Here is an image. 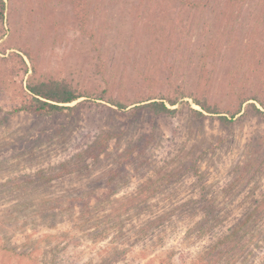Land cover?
<instances>
[{"label": "rangeland", "instance_id": "374dc122", "mask_svg": "<svg viewBox=\"0 0 264 264\" xmlns=\"http://www.w3.org/2000/svg\"><path fill=\"white\" fill-rule=\"evenodd\" d=\"M3 1L0 264H204L198 259L215 236L264 193V122L253 101L242 103L264 100V0ZM29 78L70 83L82 97L65 107L80 102L76 111L13 112L30 99ZM199 98L220 114L202 112ZM146 100L174 113L132 116ZM108 135L105 154L87 155ZM129 152L126 177L110 182L104 201L111 169ZM150 182L156 190L144 212L99 235L93 224L116 200ZM201 195L225 222L188 236L202 207L180 208ZM78 197L89 199L92 216L69 209ZM169 214L168 229H140ZM250 235L234 264H264V218Z\"/></svg>", "mask_w": 264, "mask_h": 264}, {"label": "trees", "instance_id": "16d2710c", "mask_svg": "<svg viewBox=\"0 0 264 264\" xmlns=\"http://www.w3.org/2000/svg\"><path fill=\"white\" fill-rule=\"evenodd\" d=\"M230 1L242 2L243 0ZM82 5L83 4L75 2L74 10L79 17ZM4 12L5 2L0 0V22H2L4 19ZM25 88L30 96V99L18 105L13 110V112H24L37 117H47L66 108L71 113H74L80 102L76 103L77 105L73 107H65V105L72 104L82 97V95L77 92L75 87L63 80L37 81L29 78ZM249 100L253 101L254 103H247L248 107H250L255 112L262 122H264V100H262L260 97H257L256 95H252L251 97L244 99L242 103H246ZM148 101L149 100H146L145 102ZM193 101L202 112L214 115L220 114L218 109L215 107L206 105L204 98L194 99ZM168 103L173 106L176 104V101L169 100ZM255 103L259 104L261 109H258ZM117 107L119 109H123L121 105H117ZM140 109H147L148 112L154 116L165 114L171 115L174 113L173 110L166 107V103L163 101H151L142 105H138L131 111V113L133 112L132 116H134L135 112L139 111ZM202 112L195 110L192 111V113L196 116L203 118L205 115ZM233 115L234 114H232V116ZM218 118L222 124L228 125L230 123V121L225 116H219ZM110 139V135L102 137L100 140H98V142H96L95 145L87 147V151L85 150V152L87 155H92L96 158L105 154L107 150V143ZM131 155L132 154L130 152L125 154L121 159V163L118 164L115 169H111L109 179L107 180V184L109 183L108 190L106 191L105 195L102 196L104 201H109L111 198L110 195L112 194V186L110 185V182L113 181L116 176L119 177L118 175L120 174L121 178L122 176L123 178L126 177L125 166L127 159L130 158ZM197 169L198 167L196 164L192 163L191 167H189L187 170L192 171V174L197 176ZM155 187L156 186L154 183L150 182L149 185H144L143 188H140L137 193H134L128 197H123L120 200H116L113 207L108 212V217L104 215L105 218L98 219L99 221L93 224L94 228L99 232V235L105 236L108 231L113 228L111 225H109L111 222L116 223L121 221L122 219L127 218L132 212L135 214H142L144 212V206L155 193ZM201 196L202 198L199 201H190L180 208L184 209L192 205L202 207V214L200 218L196 220V225L192 229H189L188 236L190 234L194 235V232L197 235L212 234L215 228L223 226L225 222L224 218L220 217L218 211H216L214 200L212 198L206 199L205 195ZM100 198H97L96 200L98 201ZM71 201L69 206L70 208H68L71 210L74 206H79L80 210L85 213L84 215H80L81 218H84L85 216H92L93 210L91 211L88 198L84 199L78 197L72 201V205ZM253 204L254 206L246 210L236 222L228 227L226 225L224 231H221L215 236L214 244L210 246L208 252L205 254L206 256L198 259L199 262H203L204 264H234L238 259L243 258L245 250L251 240L250 233L252 228L264 218V193H261V198L259 200L253 199ZM171 216L172 214H169L158 217L154 220H150L148 223L141 226L140 229L144 233L157 229L158 227L165 228L166 230L168 227L165 226L167 225V222L170 221ZM106 225H108L107 229ZM89 234H93V231H91Z\"/></svg>", "mask_w": 264, "mask_h": 264}]
</instances>
